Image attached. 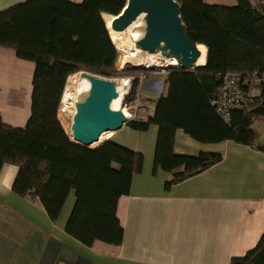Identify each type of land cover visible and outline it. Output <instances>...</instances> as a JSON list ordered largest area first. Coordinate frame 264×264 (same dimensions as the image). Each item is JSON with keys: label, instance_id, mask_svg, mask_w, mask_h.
<instances>
[{"label": "trees", "instance_id": "obj_1", "mask_svg": "<svg viewBox=\"0 0 264 264\" xmlns=\"http://www.w3.org/2000/svg\"><path fill=\"white\" fill-rule=\"evenodd\" d=\"M181 10L186 35L207 47L205 65L194 69L171 68L167 95L155 101L153 116L146 121L128 120L133 130L159 128L154 172L172 174L166 187L192 178L223 159L202 152L177 155L175 134L182 129L200 143L229 140L254 145L253 122L264 117V0H239L237 7L208 5L203 0H175ZM127 0H29L0 11V47L12 48L21 59L35 63L31 116L25 128L3 124L0 117V171L4 164L19 166L14 191L34 195L52 221H57L74 190L76 201L66 232L87 246L96 241L121 245L124 229L117 216L119 199L130 192L133 176L140 172L142 154L101 135L91 149L80 146L59 118L67 80L84 70L100 77H138L142 67L124 68L111 38L121 43L122 32L111 23ZM117 63V64H116ZM120 70V69H118ZM230 71L258 72L259 96L233 111L226 123L212 100L222 76ZM137 79L125 101L136 100ZM249 89H246L248 92ZM231 264H264V234L257 246Z\"/></svg>", "mask_w": 264, "mask_h": 264}, {"label": "crops", "instance_id": "obj_2", "mask_svg": "<svg viewBox=\"0 0 264 264\" xmlns=\"http://www.w3.org/2000/svg\"><path fill=\"white\" fill-rule=\"evenodd\" d=\"M27 1L0 0V11ZM203 1L229 8L239 5V0ZM248 1L256 5L255 0ZM34 73V62L19 58L12 48L0 47L3 124L26 127ZM141 91L145 100L134 120L146 121L153 116L155 101L167 95V77H149ZM252 129L254 145L233 140L200 143L178 129L177 155L211 152L223 159L170 188L166 184L172 174L162 169L154 172L157 125L139 132L125 124L110 133L109 140L144 157L129 194L118 202L117 216L124 229L121 245L96 241L87 246L69 235L65 227L75 191L69 193L58 220L52 221L37 197L14 191L19 166L4 164L0 171V264H231L233 258L252 251L264 234V117L257 118Z\"/></svg>", "mask_w": 264, "mask_h": 264}, {"label": "water", "instance_id": "obj_3", "mask_svg": "<svg viewBox=\"0 0 264 264\" xmlns=\"http://www.w3.org/2000/svg\"><path fill=\"white\" fill-rule=\"evenodd\" d=\"M180 10L175 0H127L124 10L112 21L111 28L123 32L144 15L145 33L136 42L140 49L175 58L183 68L201 67L196 65L201 57L199 45L186 35ZM83 77L90 82V89L87 96L75 104L72 142L91 149L103 133L120 130L128 118L123 110L112 108V102L119 97L115 82L88 72Z\"/></svg>", "mask_w": 264, "mask_h": 264}, {"label": "built area", "instance_id": "obj_4", "mask_svg": "<svg viewBox=\"0 0 264 264\" xmlns=\"http://www.w3.org/2000/svg\"><path fill=\"white\" fill-rule=\"evenodd\" d=\"M139 51L141 53L147 52L142 49H139ZM154 54L158 56V61H161V66H152L149 63L135 64V66L142 67L146 71L133 79V81L137 79L140 89L143 88L151 74L167 77L171 68H179L180 66L175 58L166 57L161 52ZM261 82L262 79L259 77L257 71L252 74H242L234 71L225 73L221 78L219 90L212 100V105L217 115L223 121L229 123L233 111L242 107L247 102L249 96L260 95ZM127 83H131V80H128ZM247 88L249 89L248 92H246ZM124 109L127 110L126 105Z\"/></svg>", "mask_w": 264, "mask_h": 264}, {"label": "bare ground", "instance_id": "obj_5", "mask_svg": "<svg viewBox=\"0 0 264 264\" xmlns=\"http://www.w3.org/2000/svg\"><path fill=\"white\" fill-rule=\"evenodd\" d=\"M141 18H144V15H141L137 18L127 29L123 31L121 38V45L123 46L125 51H122L125 56L123 58V63H136L138 65L143 63H149L152 66H161V61H158V56L155 54H151L145 52L144 54L140 53L135 48V43L142 38L145 33V23L141 21ZM144 20V19H143ZM135 42V43H134ZM201 51V57L197 62V66H203L205 64L206 59V47L203 45L198 46ZM84 75V74H83ZM82 73H77L71 76L66 83L65 90L61 100V109L63 112L69 111L70 118H73L76 109L75 104L81 99H84L90 89V82L84 78ZM128 80H124V84L127 83ZM128 84V83H127ZM126 85V84H125ZM119 97L112 102V108L114 110H123L126 117L129 114L123 109L121 106L123 94L117 89ZM111 132L103 133L102 135H109ZM72 137V131L70 126V139ZM73 139V137H72Z\"/></svg>", "mask_w": 264, "mask_h": 264}, {"label": "rangeland", "instance_id": "obj_6", "mask_svg": "<svg viewBox=\"0 0 264 264\" xmlns=\"http://www.w3.org/2000/svg\"><path fill=\"white\" fill-rule=\"evenodd\" d=\"M141 21H143V18H141ZM122 34H123V32H122ZM111 38H112V40H113V42L115 44V47H116V49H117V51L119 53L117 61H119V60L121 61L122 60V67L120 68L119 65H116V68H117L116 70L121 72L122 69H124L126 67H128V68L134 67L136 63H125V64L123 63V58H124L125 54L122 51H125V50H124L123 46L117 41L115 36L111 35ZM135 48L138 51L140 49V47L136 43H135ZM142 54H144V53H142ZM118 69H120V70H118ZM78 73H82V75H83L84 73H87V71L82 70V71H80ZM151 76H156V75L151 74L149 77H151ZM102 78L108 79V80H111V81L115 82V84L117 86V89H119V91L121 93H124L121 106L123 107V109H124L125 105L127 106V110H125V111L129 114L128 120L135 119L137 117L136 115H138L139 112H140L141 104H143L142 100H145V98L142 97V96H144L143 91H141L142 88L140 89L138 87V85H137V88H136L137 98H136V100L127 101V102L125 101V97L129 94V92L131 90L134 77L133 76L127 77V76H123V75H115V76L108 77V78L107 77H102ZM125 79L131 80V83H129V84L125 83L126 84L125 85L124 84V80ZM58 118H59L62 126L64 127V129H68L70 124H72V118H70L69 111H68V113L67 112L60 113V108H59ZM110 137H111V134H109L107 136L106 141L109 140Z\"/></svg>", "mask_w": 264, "mask_h": 264}]
</instances>
